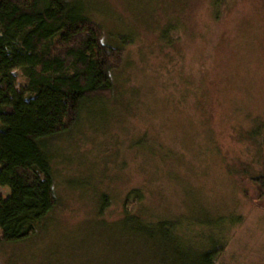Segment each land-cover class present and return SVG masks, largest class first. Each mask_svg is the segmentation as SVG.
Wrapping results in <instances>:
<instances>
[{"label": "rangeland", "instance_id": "rangeland-1", "mask_svg": "<svg viewBox=\"0 0 264 264\" xmlns=\"http://www.w3.org/2000/svg\"><path fill=\"white\" fill-rule=\"evenodd\" d=\"M83 1L106 31L133 34L116 74L122 96L90 105L89 119L53 140L58 204L35 235L0 244V264H113L123 239L99 222L118 219L133 188L164 216L236 217L215 230L220 263L264 264V195L229 170L264 171L248 135L261 126L264 139V0ZM171 16L182 37L170 46L160 32Z\"/></svg>", "mask_w": 264, "mask_h": 264}, {"label": "trees", "instance_id": "trees-1", "mask_svg": "<svg viewBox=\"0 0 264 264\" xmlns=\"http://www.w3.org/2000/svg\"><path fill=\"white\" fill-rule=\"evenodd\" d=\"M213 2L218 7L224 0ZM90 9L83 0H0V186L9 188L6 197L0 195V244L35 235L58 204L53 140L89 119L90 105L104 103L107 109L122 96H116V74L133 34L106 31ZM177 18L162 26L165 45L181 41ZM260 129L254 138L248 135L258 140L264 160ZM229 170L264 195L263 169L244 164ZM97 203L102 215L109 196L101 194ZM227 218L236 221L233 216H164L144 206L142 190L133 188L123 199L121 216L99 225L122 236L113 264H222L215 230ZM188 225L212 228L186 234Z\"/></svg>", "mask_w": 264, "mask_h": 264}]
</instances>
